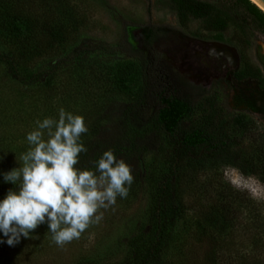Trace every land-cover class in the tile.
<instances>
[{
	"label": "rangeland",
	"instance_id": "rangeland-1",
	"mask_svg": "<svg viewBox=\"0 0 264 264\" xmlns=\"http://www.w3.org/2000/svg\"><path fill=\"white\" fill-rule=\"evenodd\" d=\"M74 25L67 40L51 49L60 69L46 89H30L8 81L0 68V172L20 166L19 156L28 149L26 133L35 121L58 118V110L83 116L88 130L117 115L112 110L128 103L139 87L138 61L122 54H99L77 61L80 45L98 42L113 45L125 35L136 44L140 26L159 27L164 39L183 36L221 41L234 47L250 75L261 76L258 55L264 57V32L232 0H190L205 6L201 16L179 15L170 0H66ZM177 66L183 49L178 45L154 46ZM181 71L187 70V65ZM187 74H191L188 66ZM123 78V80H121ZM205 120L223 128L232 148L247 159L264 157V122L229 109L220 92L215 105L195 110L184 129ZM81 135V141L84 139ZM47 139V137H45ZM16 157V161H15ZM166 153L142 159L144 181L131 185L126 198L117 197L102 219L62 248L51 242L46 226L16 247L0 245V264H76L80 259L102 260L128 255L127 242L147 221L155 180L163 172ZM0 183H3L0 181ZM180 191L185 215L165 254L166 264H245L264 255V184L216 162L182 177Z\"/></svg>",
	"mask_w": 264,
	"mask_h": 264
},
{
	"label": "trees",
	"instance_id": "trees-1",
	"mask_svg": "<svg viewBox=\"0 0 264 264\" xmlns=\"http://www.w3.org/2000/svg\"><path fill=\"white\" fill-rule=\"evenodd\" d=\"M179 15L201 16L205 6L190 0H170ZM245 15L257 21L264 32V13L248 0H232ZM74 25L72 8L66 0H0V68L3 76L21 87L46 89L61 68V60L49 55L67 40ZM138 41L128 36L113 45L101 42L80 45L74 57L99 54L105 58L122 54L138 61L139 87L134 98L112 111L110 121L92 126L81 141L87 152L79 154L74 167L95 172L94 162L111 149L131 166L133 184L144 181L141 164L147 155L169 156L163 172L155 180L147 221L127 242L128 255L93 260L82 258L76 264H166L165 254L185 215L180 184L196 168L221 162L244 176H256L264 184V157L247 159L232 148L223 128L211 120L184 129L183 121L195 110H206L211 102L170 64L154 47L163 34L153 26L138 28ZM139 36H141L139 38ZM55 51L51 54H54ZM264 66V57L258 55ZM123 80V78L121 79ZM0 183V198L9 188ZM253 263L264 264V255Z\"/></svg>",
	"mask_w": 264,
	"mask_h": 264
},
{
	"label": "clouds",
	"instance_id": "clouds-1",
	"mask_svg": "<svg viewBox=\"0 0 264 264\" xmlns=\"http://www.w3.org/2000/svg\"><path fill=\"white\" fill-rule=\"evenodd\" d=\"M34 123L25 135L29 147L19 156L20 166L0 172V181L16 187L0 198V245L16 247L46 226L51 242L62 248L102 219L100 209L127 197L132 169L111 149L94 162L95 172L74 167L87 152L81 142L88 132L83 116L61 107L58 118Z\"/></svg>",
	"mask_w": 264,
	"mask_h": 264
},
{
	"label": "flooded vegetation",
	"instance_id": "flooded-vegetation-1",
	"mask_svg": "<svg viewBox=\"0 0 264 264\" xmlns=\"http://www.w3.org/2000/svg\"><path fill=\"white\" fill-rule=\"evenodd\" d=\"M164 37L163 32L154 46L158 43L174 44L178 45L179 50L183 49L182 57L176 60L177 66L168 58L169 62L180 75L202 90L211 105L217 103L221 92L227 95L231 111L257 117L264 122V66L261 62V76H252L241 64L237 50L221 41H205L186 36L181 41ZM229 48L235 52L232 53ZM158 51L163 53L162 50ZM185 65L187 70L181 71ZM188 66L190 75L187 74Z\"/></svg>",
	"mask_w": 264,
	"mask_h": 264
},
{
	"label": "water",
	"instance_id": "water-1",
	"mask_svg": "<svg viewBox=\"0 0 264 264\" xmlns=\"http://www.w3.org/2000/svg\"><path fill=\"white\" fill-rule=\"evenodd\" d=\"M250 1L254 6H256L261 12L264 13V0H248ZM219 46H223V45H219ZM228 49V47H227ZM229 50L234 53L235 50L233 48H229Z\"/></svg>",
	"mask_w": 264,
	"mask_h": 264
}]
</instances>
